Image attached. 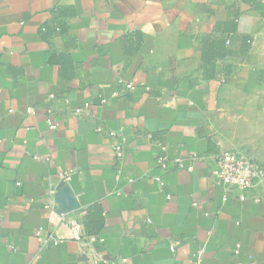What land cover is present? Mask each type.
<instances>
[{
  "label": "crops",
  "instance_id": "1",
  "mask_svg": "<svg viewBox=\"0 0 264 264\" xmlns=\"http://www.w3.org/2000/svg\"><path fill=\"white\" fill-rule=\"evenodd\" d=\"M201 37L231 52L211 80ZM229 150L264 166V0H0V264H264V202L209 175ZM68 170L73 200L53 203ZM49 203L82 210L87 238ZM38 228L65 240L40 249Z\"/></svg>",
  "mask_w": 264,
  "mask_h": 264
},
{
  "label": "built area",
  "instance_id": "2",
  "mask_svg": "<svg viewBox=\"0 0 264 264\" xmlns=\"http://www.w3.org/2000/svg\"><path fill=\"white\" fill-rule=\"evenodd\" d=\"M135 88L137 87L131 83L125 84V89L128 91H133ZM143 89L149 91V88L146 86ZM54 99V95H49L50 101ZM102 103H104V101H102ZM47 112L51 113V109L49 108ZM81 112L82 109L78 108L75 110L74 115L78 116ZM48 125L51 130L55 129L49 120ZM94 131L100 133L101 126H97ZM126 145L127 139L125 136L121 134H111L109 150L116 163L122 162L125 156ZM160 149L162 152L165 151V147H161ZM34 159L38 160L39 158L35 157ZM156 162L162 171L183 169L182 160L176 158L170 161L163 154L157 158ZM208 167L212 182L223 190L224 198L231 196L241 202L247 200L254 203L264 202V166L257 164L245 153L230 150L215 153L208 159ZM188 170H191V168H188ZM72 173V170H68L60 174L58 184L50 192L51 202L53 201L54 203V201L57 200L56 197L58 192L64 193L62 201L68 203L73 200V196L69 193ZM53 203L45 204L44 209L57 214L59 226L65 227L70 233L68 239L74 242H81L86 239L87 236L84 233V227L80 220L83 215L82 210L70 204L65 210L57 211ZM33 236L40 249L55 246L65 240V238L57 235L53 228L48 230L38 228L33 233ZM89 239L93 241V238ZM177 245L178 242H173L170 244L169 249L173 252ZM236 249L235 253H238V246H236ZM122 262H124V260H122Z\"/></svg>",
  "mask_w": 264,
  "mask_h": 264
},
{
  "label": "trees",
  "instance_id": "3",
  "mask_svg": "<svg viewBox=\"0 0 264 264\" xmlns=\"http://www.w3.org/2000/svg\"><path fill=\"white\" fill-rule=\"evenodd\" d=\"M233 24L232 21H227L223 24H217L214 27V32H218L220 28H226L228 31H233L232 28ZM227 41L226 37L221 38H211V37H201L199 39V47L201 52V62L203 63L204 67V76L206 79H214L215 77V68H216V61L223 60L231 55V52L228 50L225 42ZM246 45V48H241V53L246 52L250 46V40L247 39L243 43ZM224 75L227 76L229 71H225Z\"/></svg>",
  "mask_w": 264,
  "mask_h": 264
}]
</instances>
